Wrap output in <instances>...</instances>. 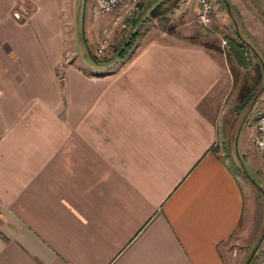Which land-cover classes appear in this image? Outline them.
Listing matches in <instances>:
<instances>
[{
	"label": "crops",
	"instance_id": "crops-1",
	"mask_svg": "<svg viewBox=\"0 0 264 264\" xmlns=\"http://www.w3.org/2000/svg\"><path fill=\"white\" fill-rule=\"evenodd\" d=\"M80 3L0 0V264H226L219 245L245 205L219 153L225 57L150 26L83 72L70 38ZM235 135L238 168L264 161L253 125L239 152Z\"/></svg>",
	"mask_w": 264,
	"mask_h": 264
},
{
	"label": "rangeland",
	"instance_id": "rangeland-1",
	"mask_svg": "<svg viewBox=\"0 0 264 264\" xmlns=\"http://www.w3.org/2000/svg\"><path fill=\"white\" fill-rule=\"evenodd\" d=\"M230 1L233 5L229 4ZM230 1H228V7H226L227 17L223 23L213 17L209 19L207 25H201L196 21V8L193 5L183 8L184 10L180 8L183 13L188 10L190 16L187 15V17L189 18L179 19L178 17L182 13L179 10L175 15L162 16L161 18L164 19L162 21L161 18L152 19L149 16L150 6L145 9L140 0H137L135 8L134 6L133 8H130V6L120 7L108 16L104 15L102 17L92 14L89 0H80V7L71 23L72 35L70 38L71 48L77 56V65L80 66L79 68L83 72L105 67V64L95 62L88 56L91 55L92 47L98 45L100 39L107 37L111 50L96 59L109 61L117 56L118 51L123 47L133 30L140 33L150 26L153 30L152 34L158 33L157 30H164L168 34L176 35L178 38L206 45L211 49H217L216 53L219 55L220 60H223L229 54L225 38L234 39L242 44L246 65L238 66L234 64L232 66L234 72L231 75L229 74L231 85L222 104L225 110L223 108V113L222 111H216V117L221 116L219 121L222 125L232 116L230 131L227 138L221 143L223 144V147L220 148L222 151H219V148L217 150L221 157H226L227 164L235 170L241 182L245 205L242 219L231 235L219 247L226 264H244L264 227V161L259 159V163H256L253 168L244 164L242 170L238 168L239 163L236 161L235 164L237 165H235L228 156L232 151L231 144L235 133V145L239 152L245 137V126L250 128L254 124L257 113L264 103V6L261 2L256 3L255 0ZM215 2L218 3L221 12L224 11L222 0ZM223 13L225 14V11ZM131 19L136 20V26L130 25ZM121 24L124 27H121ZM103 28L106 30L103 33L104 35L101 32ZM94 32L98 33L94 34ZM92 38H97L95 40L97 42L94 41L93 44H90ZM86 46L90 47L88 55L85 50ZM227 65L228 63L224 62L225 69ZM255 65H258L261 71L260 86L253 96L252 104H249L238 113L236 112L235 115L232 107L236 103L238 89L244 84H251L254 80ZM222 118L223 120H221ZM239 124L240 126L244 124V126L237 130ZM262 252H264V234L250 260Z\"/></svg>",
	"mask_w": 264,
	"mask_h": 264
},
{
	"label": "built area",
	"instance_id": "built-area-1",
	"mask_svg": "<svg viewBox=\"0 0 264 264\" xmlns=\"http://www.w3.org/2000/svg\"><path fill=\"white\" fill-rule=\"evenodd\" d=\"M137 0H94V14L97 16H104L110 14L120 7L135 8ZM193 5L196 8V21L198 24L207 25L209 19L214 17L221 23L226 19V14L221 12L219 6L212 0H177V6L184 8ZM124 27L123 24L120 25ZM110 42L107 37L99 40L98 45L91 51V55L95 58L102 57L110 52ZM253 144L264 160V110L257 114L254 124ZM250 264H264V252L252 258Z\"/></svg>",
	"mask_w": 264,
	"mask_h": 264
},
{
	"label": "trees",
	"instance_id": "trees-1",
	"mask_svg": "<svg viewBox=\"0 0 264 264\" xmlns=\"http://www.w3.org/2000/svg\"><path fill=\"white\" fill-rule=\"evenodd\" d=\"M163 5V7H162ZM173 6V0H164L161 3H158L156 6H154L150 11H149V16L151 18L157 17L159 15H161L162 13H164V11L170 7ZM137 32L133 31L129 34L128 38L126 39L123 47H121V49L118 51L117 55L118 56H123L125 53V50H127V48H129V45L131 44V42L134 40V38L136 37ZM226 39V43H227V47H228V51L229 54L227 56H225V61L228 63L227 68L228 71L230 72V74L234 72L233 69V65H238V66H244L246 65V60H245V55H244V49L242 47V44L237 42L234 39H230V38H225ZM90 58L95 61V62H101L99 60H97L95 57H93L92 55H90ZM103 61H106V59H104ZM254 80L251 82V84L249 85H242L237 92L236 95V103L233 107V111L234 112H239L240 110L244 109L245 107H247L252 99L253 96L255 95L256 90L259 88V84H260V80L262 79L261 76V71L259 69L258 65L254 66ZM251 261V260H250ZM250 264V262H249Z\"/></svg>",
	"mask_w": 264,
	"mask_h": 264
},
{
	"label": "water",
	"instance_id": "water-1",
	"mask_svg": "<svg viewBox=\"0 0 264 264\" xmlns=\"http://www.w3.org/2000/svg\"><path fill=\"white\" fill-rule=\"evenodd\" d=\"M251 102H252V101H251ZM250 104H252V103H250ZM263 234H264V227H263V229H262V231H261V234H260V236H259V238H258V240H257V242H256V244H255V246L251 249V251L249 252L248 256L246 257V259H245V261H244V264H248V263H249V261H250L252 255H253L254 252H255L256 247L258 246V244L260 243V241H261V239H262V237H263Z\"/></svg>",
	"mask_w": 264,
	"mask_h": 264
}]
</instances>
